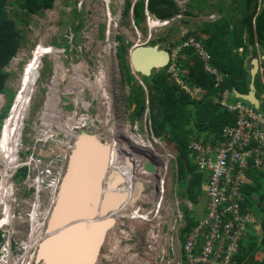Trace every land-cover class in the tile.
<instances>
[{
    "label": "rangeland",
    "instance_id": "obj_1",
    "mask_svg": "<svg viewBox=\"0 0 264 264\" xmlns=\"http://www.w3.org/2000/svg\"><path fill=\"white\" fill-rule=\"evenodd\" d=\"M126 1H128L127 15L123 16ZM134 1L136 0H53L51 6L44 9L41 14H31L27 25L19 26L24 34L23 41L2 68L7 73L4 86L13 93L20 88L19 80L23 83L13 100L8 119L5 113L2 114L6 100L0 93V150L4 149L5 155L9 150L7 148L11 145H18V143L20 145L17 149L20 150L18 161L13 158L17 155V150L13 157L12 155L2 156L3 154L0 153V184L4 177V184L0 185V208L1 206L5 208H2L3 213H0V225H5L1 226L2 230L0 228V264H28L29 260L25 252L29 250L32 252L33 248L37 249V258H41L36 244L37 241L39 243L40 239L58 229V227L55 228L60 225L56 222L58 218L53 215L58 206L74 211L68 206L67 195H63L64 188L61 185L65 187L72 179L70 165L72 161L69 162V159L75 154V152L71 154L75 138L77 139L82 131L84 134L97 135L96 137L99 135L100 141L111 151L106 168L104 167L107 171L104 191H113L111 188L113 185L109 186L114 179L109 175L110 169L118 168L121 173L125 172L127 175L135 171L134 166L137 164L133 165L128 160H122L124 157L120 155L122 147L126 146L120 131H125L129 126H136L138 130L134 128L132 133H139L144 141L142 145L149 147L145 143L149 130L147 129L146 132L144 128V119L147 116L141 115L142 117H137L135 122L128 117L133 106L127 107L126 95L131 86L140 85L137 79H129L131 82L126 80V70L120 66L121 60L124 59L128 74L130 73L126 60L128 49L136 44H155L158 48L171 50L173 44L188 37L182 38L186 31L196 28L206 19H214L217 16L214 10L225 12L229 8H236L239 4V0H198L203 6L195 16L178 14L165 23L148 20L149 23L146 25L144 14L139 22H133L131 10ZM174 1L183 7L187 0ZM261 2L264 3V0H260L257 9L263 5ZM10 8L11 6L6 4L5 9ZM231 13L233 15L235 12ZM197 32L195 33L198 34ZM118 46L122 49L123 55L120 50L117 51ZM30 49L33 50L31 55H29ZM255 50L256 54H262L258 46ZM246 59L244 64L247 62ZM44 66H46L45 73ZM135 76L139 78L138 74ZM38 79H40L39 82H37ZM254 80L256 83V77ZM223 81L224 79L217 87L218 90L226 87ZM87 83H89L88 86ZM229 91L235 95L232 88ZM25 93L27 101L24 116L27 110L28 112L26 117H23L24 122L21 125H15L14 111L18 109V104L23 100ZM257 93L258 91L256 95ZM30 95L31 98L28 101ZM49 107L47 114L45 111ZM79 115H83L82 118L79 119ZM14 134L18 135V142L16 140L12 142ZM133 137L138 141L137 137L134 135ZM162 137L165 139L164 135ZM6 138H8L7 141L3 143ZM113 142L116 146L114 152ZM151 148L154 152L158 150L155 146ZM140 158L150 159V155H141ZM23 160L25 163L20 167L23 170L15 168ZM20 171L23 172L20 173ZM102 176L104 177V174ZM110 178H112L111 182ZM136 179L138 189L133 192L132 200L139 194H146L150 190L148 186L151 185V183L145 184L143 177ZM148 179L154 181L153 177ZM170 181V178L166 180L167 183ZM259 181L264 182V177H260ZM126 183L128 184L127 181ZM171 189L164 193L162 204L170 205L172 201L174 207ZM3 193L4 196L1 197ZM69 199L75 203L71 206L75 205L76 209H80L82 205L85 206L81 204L80 199L74 201L72 197ZM110 201L108 194L103 202L105 204ZM124 204L120 201L118 206ZM102 210L106 225L93 264H143L154 256H148V254L158 249L154 243L155 238H147V235L144 237L146 243L150 241L148 247L143 246V240L138 239L137 245L143 246L142 250L135 249L132 254H129L128 248L132 246L130 243L132 239H128L129 235H127L128 232L135 233L137 229L148 231L154 225L147 228L149 224H146L145 220L140 221L142 218L128 220L124 214L129 215V211L123 212L124 210L119 208L107 207ZM248 210L255 214L257 208L248 201ZM82 211L86 212V208ZM161 220L166 227L168 218L162 217ZM38 221L39 228L33 229ZM32 229L36 231L32 232ZM153 230L156 232L155 229ZM2 234L5 235L2 236ZM10 238L11 241H9ZM4 241L7 246L3 245ZM22 251L25 258L21 256ZM263 262V260L258 262L254 258L251 264Z\"/></svg>",
    "mask_w": 264,
    "mask_h": 264
},
{
    "label": "trees",
    "instance_id": "obj_2",
    "mask_svg": "<svg viewBox=\"0 0 264 264\" xmlns=\"http://www.w3.org/2000/svg\"><path fill=\"white\" fill-rule=\"evenodd\" d=\"M52 1L0 0V93L5 96L6 100L2 114L5 113L6 106L13 95V91L4 86L7 73L2 68L23 41L24 34L19 26L27 25L31 14H41L44 9L51 6ZM238 2L236 8H229L228 11L214 10L217 13L214 19L202 21L196 28L186 31L182 38L191 36L198 41L209 56L208 65L223 75L224 85L229 89L233 88L237 92L244 93L247 90L249 79V66L247 62L244 64V60L248 54H256V46L264 54V3L261 2L263 5L257 9L260 0H239ZM6 4H9L11 8L6 10ZM202 6L203 4L198 0H187L183 7L177 5L174 0H145L144 2L136 0L131 12L135 23L140 21L141 16L143 17L144 8L158 19H169L178 14L195 16L202 10ZM127 7L128 1L123 8V16L127 15ZM193 9L196 10L193 11ZM233 11L235 13L232 15ZM196 31L198 34L195 33ZM119 50L123 55L122 49L118 46L117 51ZM194 52L190 46L182 47L175 55L174 61H177L179 77L184 83L190 88L195 86L204 91L200 98H192L188 93L179 90L178 86L170 81V77L163 73V70L153 69L148 76L139 77L143 80L148 93V118L151 130L157 136L166 133L169 140L174 142L179 152V167H181L182 158L186 157L187 135L195 132L198 136L201 131L214 133L229 117L228 113L212 100L216 93V89L212 87L213 75L203 69V61ZM123 61L124 59L121 60L120 66L126 70V80L130 81L129 79L134 78L128 74V67ZM261 62L264 68V59ZM255 77V90L264 94V87L258 81L259 76L255 75ZM126 100L127 106L134 104L133 110L128 115L130 120L140 117L144 109V90L139 84L129 88ZM261 109L264 113V100ZM126 135V139L133 137L129 131ZM19 170L23 169L19 168ZM189 172L191 173L188 181L190 197H194L201 175L192 169ZM180 173L182 178L184 173L181 170ZM253 178L257 179L259 175H254ZM263 183L257 179L253 181L255 186L245 185V198L248 199V195L257 191ZM257 195L258 198L264 196V187L261 186ZM254 241V237H249L240 242L236 264L244 263V260L249 259L254 250ZM261 245L264 249V237Z\"/></svg>",
    "mask_w": 264,
    "mask_h": 264
},
{
    "label": "built area",
    "instance_id": "obj_3",
    "mask_svg": "<svg viewBox=\"0 0 264 264\" xmlns=\"http://www.w3.org/2000/svg\"><path fill=\"white\" fill-rule=\"evenodd\" d=\"M144 15L146 22L153 17L145 8ZM189 46L202 59L204 69L213 74V86L219 87L221 74L207 64V52L192 37L170 50L169 70L174 71L177 52ZM181 87L191 95L186 86ZM216 101L228 113L227 121L214 133L202 131L190 138L187 146L189 165L206 175L202 216L184 234L179 248L170 247V259L159 254L163 264H233L240 242L251 234L254 213L241 207L242 191L253 183L254 175L264 174V115L226 87L217 91Z\"/></svg>",
    "mask_w": 264,
    "mask_h": 264
},
{
    "label": "clouds",
    "instance_id": "obj_4",
    "mask_svg": "<svg viewBox=\"0 0 264 264\" xmlns=\"http://www.w3.org/2000/svg\"><path fill=\"white\" fill-rule=\"evenodd\" d=\"M143 14H144V12H143ZM153 18L158 20L160 23L163 21H167V20L171 19L172 17L169 19H158V18L153 16ZM147 23H149V21ZM147 23H146V25H147ZM188 37H191V36H188ZM196 42L198 43V41H196ZM64 46H66V45H64ZM167 51H168V53H170V50H167ZM32 52H33V50L30 49L29 55H31ZM195 55L199 59H201L196 53H195ZM256 55L257 54H255V56ZM171 63L172 62L168 61V63L164 67L160 68V69H164L166 71V73H164V72L163 73L167 74V76L170 77L171 81H173L178 86L179 90H182V91L188 93L187 91H185L181 87V85H184L191 92V95L188 93L190 97L195 98V93H196L198 95L197 98H200L204 94V91H203V94L200 95L197 92V91L201 90L199 87H195V86H193L192 88L188 87L184 83V81L179 77V69H178L177 61L176 62L174 61L175 67H174L173 72H175V74H173V72L171 70H169V66ZM259 63L262 66L261 59L259 60ZM259 63H258V67H259ZM207 64H208V61H207ZM203 65H204V63H203ZM23 66H24V64H23ZM43 69H44V73H45L46 66H44ZM203 69H204V67H203ZM129 74H132V77L139 81L141 88L144 90V109H143V112L141 115L147 116V118L144 119L145 120V123H144L145 127L144 128L146 129V132H147V129L148 130L150 129L149 134H151V135L148 134V136L146 138L147 139L146 144H148L150 146L146 147L145 145L139 144V142L137 140H135L134 137H130V138H127V140H125L122 131H121V135H122L121 137L125 141V143L127 144L126 150H128L127 154H128L130 161L132 162V164L138 165V163H139V169H140V166H141V168H143V163L148 161L153 165V172L146 171L143 168L146 172L141 173L140 170L137 169L136 172L133 173V176H131L130 183L127 186H124V184H126L127 178L122 175L121 171L118 168H115V170L110 169L112 174L110 173L109 175H111V176L117 175V178L114 177V179L112 181V184H115L116 187H119L115 191L117 193H125V199H124L125 204L122 206H118L117 208H119L120 210H124L123 212L129 211L130 217H127L128 220L136 219V218H142L140 221L145 220L146 224H149V226L147 228H151L154 225V227L151 228L152 231H151V229H148V231H144L145 229L144 230L143 229H137V231L135 233H131V232L127 233V235H129L128 239H132V242H130L132 244V246H130L131 251H133L137 248L142 250L143 246L148 247L150 245V241L148 240L146 243V240L144 239V237L147 235V238L148 237L150 239L155 238L154 243L156 244V246L158 248L156 250V252L148 254V256L154 255L153 257L158 258L159 254L162 253L164 255H168L167 259H170V253H171L170 251H172L170 249V247L173 246V247L179 248L178 247L179 243L182 241L184 234L189 230L190 226L193 225L196 222V220H198L202 216V214L200 216H196L195 207H196V204L200 202V199L202 201V197L204 196L203 187H204V181H205L206 175H205L204 171L194 170L193 167L191 165H189V163H188V148H187L190 138H193V137L197 138L200 135V132H199L198 136L195 132H193L194 134L190 133L187 135L186 157L182 158L181 167H179L180 166L178 164L179 152L177 151L174 142L169 140L166 133H162L161 135L157 136V135L153 134V132L151 130V125H150V121L148 118V113H149L148 93H147V89H146L144 83L142 82V80L140 78H137L135 76V74H138V73H134V72L130 71ZM209 74H211V73H209ZM43 76H44V74L42 75V77ZM221 76L223 77L222 74H221ZM139 77H140V75H139ZM213 78H214V76H213ZM175 79H178L180 81V83H178ZM39 80L40 79H38L37 82H39ZM212 81H213V79H212ZM21 84H22V81L19 80L18 87ZM212 87L216 89V93L212 97V100L214 101L215 104L218 105V103L216 101L218 89L213 86V83H212ZM194 88H197L198 90L195 91ZM227 89L230 90L229 88H227ZM18 90L16 92H18ZM232 90H233V88H232ZM16 92L13 93L12 97L14 96V94H16ZM239 93H241V92H239ZM12 97L9 101L7 108H6L5 117H6L8 108L11 104ZM30 98H31V95L29 96V101H30ZM131 105L134 107V104H131ZM127 107H130V105ZM220 108H222V107H220ZM128 115H129V113H128ZM79 116H80L79 117V119H80V118H82L83 115H79ZM142 116H140V117H142ZM135 120L136 119H134V122H135ZM131 121H133V120H131ZM21 123H22V120H21ZM133 125H134V123H133ZM130 127L131 126H129L128 131L131 133V135H134L135 137H139V139L142 140V136L139 133H132V132H134V128L137 130H138V128H136V126H133L130 129ZM0 129H1V126H0ZM150 131H151V133H150ZM163 135L165 136V139L162 137ZM156 139H160V140L166 142L167 145L170 146V149L172 151V158L170 157V155L165 158V156L161 153L162 147H161L159 141H156ZM75 140H76V138H75ZM100 140H101V138L98 135L97 141H100ZM101 143H103V142H101ZM151 146H155L158 150L156 152H154L153 148H151ZM73 148H74V143H73L72 149ZM146 149H149V150H146ZM134 153L139 154L140 156L141 155H145V156L150 155V159L142 160L140 158V156L137 157L134 155ZM24 163H25L24 160L21 161L20 164L17 165L15 168H20L21 166L24 165ZM173 163H175V165H173ZM190 169H192V171H195L201 175V180H200V183L198 184V188L196 190V193L194 194V197H190L191 191L189 189V183H188V181L191 177V173L189 172ZM180 170L183 171V173H184V176L182 178H181L182 175L180 173ZM262 175H264V174H262ZM137 177H143L145 184L151 183V185L148 186V187H150V190L148 192H146V194H139L138 196H136V198L134 200H132L133 192L134 191L136 192L138 189V186H137L138 180L136 179ZM149 177H153L154 181H149V179H148ZM102 178H103V176H102ZM168 178H170L171 181L167 183L166 180ZM111 180H112V178L109 179L110 182H111ZM101 181H103V180H101ZM170 188H172L171 190H173L172 199L174 197V202H175L174 207H173L172 201H171L170 205L162 204L163 198H164V193L167 192ZM242 193H244V190L242 191ZM245 199L246 198H245V193H244L243 200L241 202V207L248 209V199H246V200ZM129 201H131V202H129ZM139 203H141V205ZM97 205H96V207H97ZM2 208L4 209V206H1L0 213H3ZM161 211H162V213H161ZM96 215H97V213H96ZM162 217L168 218L167 223H166V227L163 226V222L161 220ZM193 217H196V220L193 221L192 220ZM189 221H192V223H189ZM181 223H183V225ZM1 226L3 227L5 225H0V228L2 230ZM153 229H155L156 232H154ZM2 232H4V231H2ZM3 235H5V234H2V236ZM165 235H166V240H165ZM159 238L161 240V245H160ZM138 239L143 240V242H144L143 246L137 245ZM169 239H170V244H169ZM9 241H11V238L9 239ZM37 244H38V241H37ZM37 244H36V247L38 248ZM3 245H6L5 241H4ZM19 246L22 247L21 244H19ZM8 248L10 249V247H8ZM25 253H27V255L29 256V258L31 259V262L33 264H45V263H43L41 258H37V249L33 248L32 252H31V250H29ZM23 254H24V251L21 252L22 257H24ZM33 254H34V257H33ZM236 255L234 256V262L232 261L233 264L236 261ZM26 258L29 260L28 257H26ZM40 260H41V262H40ZM160 262L162 264L165 263V261H163V260H161Z\"/></svg>",
    "mask_w": 264,
    "mask_h": 264
},
{
    "label": "water",
    "instance_id": "obj_5",
    "mask_svg": "<svg viewBox=\"0 0 264 264\" xmlns=\"http://www.w3.org/2000/svg\"><path fill=\"white\" fill-rule=\"evenodd\" d=\"M262 57H264V54L261 56L249 55L247 57V63L249 66L248 67L249 81L247 85V91L245 93H239L235 89L232 90L236 96L244 100H247L249 103H251L254 106H257V98L254 95L253 79L258 69L259 60ZM126 60L132 72L138 73L140 76H148L151 70L160 69L168 63L169 53L166 49L158 48V46L155 44H151V45L136 44L128 49L126 53ZM22 86H23V83L20 85L19 90H21ZM16 95H17V92L12 97L11 104L6 114L7 119L9 117V111L11 110L13 106V100L15 99ZM28 101H29V98H28ZM84 138L88 140L87 145H90L89 143L93 144L91 142L89 135L81 133L78 136V138L75 140L74 148L72 149L71 154H73L76 151L77 145L81 146L80 144L81 140ZM78 150H80L79 147H78ZM73 155L76 161L75 163L76 166L78 167V169L81 168L80 171H83L84 168L90 169V167L95 166V164L92 165V162L90 160H87L88 155L84 153L83 149L80 152V155L78 154H73ZM70 160H71V156H70L69 162ZM106 161H107V158H106ZM106 161L104 163L105 166H106ZM105 168H104V171H105ZM143 168L146 171L153 172V165L148 161L143 163ZM89 173H93V172L90 171ZM102 174H103L102 172H99V176ZM113 177L117 178V175H114ZM104 182H105L104 180L100 181V185L98 186L100 187V190H99V196L97 199V202H98L97 207L96 206L95 208L92 207L96 203L95 201H93L91 205H86V213L83 215V217L88 218V220L86 221L80 220V217L76 218L77 220L69 221L65 226L61 225V227L56 229V231H53L52 233L40 239L41 241H39L37 246L39 248L38 253H40L43 263L45 264H71V259L69 255L74 253L73 247H75L78 242L71 241L70 237L73 239L75 236V238L77 239L78 235H75V234L67 235L66 234L67 229L76 231L77 233L81 231L82 233L80 234L84 235L85 245L84 246L79 245L82 251V254H83L82 264H93L94 263L96 251H97L99 241L101 238L100 236L104 233L103 231L105 229V222L103 221L104 213L102 209H105L107 207L117 208L115 207V204L104 206V208H102V205L105 202L106 196L109 194V191H112V190H109V191L103 190ZM110 185H113L111 187L112 189H114L113 193L118 195L119 199H121V201L124 202L125 193H117L115 190L118 189L119 187H116L115 184H112V183H110L109 186ZM102 200L104 202H102ZM51 216H53L52 213H51ZM63 220H64L63 222H66L65 219ZM57 222H60V220L58 219ZM54 224L57 225L56 223Z\"/></svg>",
    "mask_w": 264,
    "mask_h": 264
},
{
    "label": "bare ground",
    "instance_id": "obj_6",
    "mask_svg": "<svg viewBox=\"0 0 264 264\" xmlns=\"http://www.w3.org/2000/svg\"><path fill=\"white\" fill-rule=\"evenodd\" d=\"M151 20H153V19H151ZM155 21V20H154ZM159 22V21H158ZM166 21H163V22H161V23H165ZM147 25H148V23H147ZM25 95H26V93L23 95V97H22V101L18 104V109L17 110H15L14 111V113H15V118H16V120H14L15 121V125H21L24 121L23 120H25V118L23 119V117H26V115L24 116V112H25V109L24 108H26V99H25ZM28 98V97H27ZM23 111V112H22ZM27 112H28V110L26 111V114H27ZM49 119V118H48ZM21 120L23 121L22 123H21ZM50 120V119H49ZM17 122V123H16ZM20 129H21V126H20ZM82 133H84L83 131H82ZM22 134V133H21ZM21 134H20V136H21ZM81 134V133H80ZM79 134V135H80ZM85 134H87V133H85ZM78 135V136H79ZM87 135H89L90 136V139H91V142L93 143V144H91V143H89L90 145H87V143H88V140H86L85 138L84 139H82L81 140V146H78L77 145V149H76V151H75V154H78V155H80V152L82 151V149L84 150V153H86L87 155H88V159L87 160H90L91 162H92V165L93 164H95V166H92V167H90V169H86V168H84L83 169V171H80L81 170V168H79L78 169V167L76 166V161H75V159H74V155H72L71 156V160L70 161H72V162H70V165L72 166L71 167V177H72V179L70 180V182L69 183H67L66 185H65V187L63 186V185H61V187L62 188H64L63 189V195L64 194H66L67 195V197H66V200H67V204H68V206H70V207H72L73 209H74V211L72 212L70 209H67V208H64V207H62V206H58V208H57V210H56V212H55V214H53V215H56V217L60 220V222H57V223H59L60 225H58V226H56L55 228H59V227H61V225H66L71 219L73 220H77L76 218H79L80 217V220H88V218H85V217H83V215L86 213V212H84V211H82L84 208H86V205L87 204H90V203H92L93 201H95L96 203H97V199H98V194H99V190H100V187H98L99 185H100V181L101 180H104L105 182L103 183V190H105V188H106V183H107V180H106V178H105V176H106V174L105 173H107V171L105 170L104 171V166H105V161H106V158H107V161H108V158H109V155L111 154L110 152V150H109V148L107 147L106 148V146H105V144L104 143H101L100 141H97L98 140V137H96L97 135H94V134H87ZM123 135H124V132H123ZM5 136V135H4ZM43 136V135H42ZM125 136V135H124ZM12 138H13V140H12V142L13 141H17L18 142V135L17 134H14V135H12ZM78 138V137H77ZM7 139L8 138H6V139H4L3 140V143H5V141H7ZM138 139V138H137ZM156 141H159V143H160V145H161V147H163L166 143L164 142V141H162V140H160V139H156ZM11 142V143H12ZM10 144V143H9ZM127 145V144H126ZM93 146V147H92ZM78 147H79V149L80 150H78ZM18 148H20V145H19V143H18V145L16 144V145H11V147H9V148H7V149H9L6 153H5V155H4V149L3 150H0V153H1V155L2 156H7L8 157V155H12V157H13V155L14 154H16V150L18 149ZM6 149V150H7ZM127 149V147L125 146V147H122V150H121V153H120V155L122 156V157H124L122 160H128V161H130V159H129V157H128V150H126ZM19 151L20 150H17V155H14L15 157H13L14 158V160H15V158L17 159V158H19ZM167 154V153H166ZM134 155H135V153H134ZM17 156V157H16ZM10 161V160H9ZM17 161H18V159H17ZM107 161H106V165H107ZM90 162V163H91ZM131 162V161H130ZM14 163V162H13ZM17 163V162H16ZM100 169V170H99ZM2 171V170H1ZM13 171V170H12ZM90 171H92L93 173H89ZM97 171V172H96ZM99 172H102V173H104V177L103 178H101V175L99 176ZM96 173V174H95ZM109 173H111V172H109ZM108 173V174H109ZM123 175H125V177L127 178V182H128V175L124 172V173H122ZM4 178V177H3ZM2 178V184H0L1 186L4 184V182H3V179ZM36 183H38V182H36ZM130 183V182H129ZM128 183V184H129ZM127 183L126 184H124V186H127L128 185ZM60 186V185H59ZM5 187V186H4ZM98 188V189H97ZM1 190H3L2 188H1ZM114 190V189H113ZM58 191V190H57ZM2 192V191H1ZM70 192V194H68ZM58 193V192H57ZM4 196V193L1 195V197H3ZM6 196V195H5ZM68 196H69V198L70 197H72V199H73V201L75 200V199H80L81 200V204H84L85 206H83L82 205V207L80 208V209H76L75 208V205H72L71 206V204H75L74 202H72L69 198H68ZM109 197H110V202H108V203H106V205L105 206H108L109 204H115V207H118V205L120 204V201H121V199H119L118 197H117V195L116 194H114L113 193V191L112 192H109ZM122 197V196H121ZM109 199V198H108ZM117 199H118V201H117ZM58 200V199H57ZM56 200V201H57ZM55 201V202H56ZM52 202V201H51ZM77 202H79L78 200H77ZM94 202V203H95ZM103 202V201H102ZM95 203V204H96ZM94 204V205H95ZM91 205V204H90ZM51 206V205H50ZM93 207V206H92ZM127 207V206H126ZM104 208V207H103ZM5 209V208H4ZM93 209V208H92ZM92 209H91V211H92ZM5 213H7L6 211H5ZM57 213H58V215H57ZM8 214V213H7ZM9 215V214H8ZM124 215H126V214H124ZM10 217H11V215H9ZM129 216V215H128ZM31 217V216H30ZM52 217V216H51ZM57 219V220H58ZM63 219H65L66 220V222H63L64 220ZM51 220V219H50ZM73 220V221H74ZM48 221V220H47ZM50 222V221H49ZM37 225V227L39 228V221H38V223L36 224ZM106 225V224H105ZM117 227V226H116ZM115 227V228H116ZM34 230L32 229V232H33ZM80 233H82L81 231L79 232V233H77L76 231H73V230H70V229H67V232H66V234L67 235H73V234H75V235H78V238L76 239L75 238V236H74V238L72 239L71 237H70V240L71 241H77L78 243L76 244V246L75 247H73V250H74V253H72V254H70L69 256H70V259H71V264H82L83 263V254H82V251H81V249H80V247H79V245H82V246H84L85 245V240H84V235H82V234H80ZM115 235V234H114ZM113 235V236H114ZM103 236V235H102ZM101 237V236H100ZM99 237V238H100ZM118 239V238H117ZM125 240V239H124ZM117 242V241H116ZM114 247V246H113ZM29 248V247H28ZM111 249H114V248H111ZM127 249V248H126ZM123 250V249H122ZM110 251H112V250H110ZM97 252V251H96ZM113 252V251H112ZM5 258V257H4ZM3 258V259H4ZM6 260V259H5ZM9 260H10V258H9ZM6 262V261H5ZM10 262V261H9Z\"/></svg>",
    "mask_w": 264,
    "mask_h": 264
},
{
    "label": "crops",
    "instance_id": "obj_7",
    "mask_svg": "<svg viewBox=\"0 0 264 264\" xmlns=\"http://www.w3.org/2000/svg\"><path fill=\"white\" fill-rule=\"evenodd\" d=\"M249 55H251V54H248L247 57ZM261 55H263V54H261ZM261 55L257 54V56H261ZM163 72L166 73L165 70ZM130 75L132 76V74H130ZM255 75L259 76L258 81L264 87V68L260 65V63H259V67H258ZM248 81H249V79H248ZM129 82H131V81H129ZM253 86H254V95L257 98V108L263 113V111L261 109V105H262V102L264 100V94L258 92L256 95L257 91L255 90L254 80H253ZM197 97H198V95L195 93V98H197ZM263 115H264V113H263ZM144 127H145V124H144ZM119 130H122V129H119ZM145 131H146V129H145ZM142 132H143V130H142ZM142 132H140V133H142ZM260 177H264V176L260 175L259 178ZM259 178H257V179H259ZM257 179H254V181ZM252 185H254V184L252 183ZM261 186L264 187V183ZM261 186H260V188H261ZM260 188L257 191L252 192L250 195H248V197H249L248 201H250L252 204H254V206L257 208V211L254 214L255 221L252 225L251 234L249 236V237H254V239H255V241L253 243L254 250L252 251L253 252L252 255L249 256V259L246 261L244 260V264L253 263L254 258H256L258 260V262L260 260L264 261V249L262 248V245H261L262 239L264 237V235H263L264 234V196L261 198H258L257 192L260 190ZM202 203H203V201H201V199H200V202L196 204V207H195L196 216H200L203 212ZM192 220L193 221L196 220V217H193ZM245 247H246V245H245ZM251 257H253V258H251ZM254 264H256V263H254ZM262 264H264V262Z\"/></svg>",
    "mask_w": 264,
    "mask_h": 264
},
{
    "label": "flooded vegetation",
    "instance_id": "obj_8",
    "mask_svg": "<svg viewBox=\"0 0 264 264\" xmlns=\"http://www.w3.org/2000/svg\"><path fill=\"white\" fill-rule=\"evenodd\" d=\"M88 84L89 83H87V86H88ZM49 109H50V107L45 111V113H47L48 114V112H49ZM27 115V114H26ZM45 116V115H44ZM42 120H43V117H42ZM46 123H47V121L44 123L45 125H46ZM124 130H122V132H123ZM126 132H128V129H126L125 131H124V139L125 140H127L126 139V137H127V135H126ZM138 138V142L139 143H141V145L143 144L142 142H144V141H142V140H140L139 139V137H137ZM114 143L115 142H113V152H114V147H116L115 145H114ZM145 143H147L146 141H145ZM166 143V142H165ZM150 146V145H149ZM147 150H149V149H147ZM161 153L165 156V158L167 157V156H169L170 155V157L172 158V151H171V149H170V146L169 145H167V143L162 147V149H161ZM167 153V154H166ZM135 156H137V157H139L140 155L139 154H136L135 153ZM145 156V155H144ZM132 163V162H131ZM134 168H135V171L134 172H131L130 174H128V176H129V178H128V183L130 182V178H131V176H133V173H135L136 172V170L138 169V170H140V172L141 173H144V172H146L143 168H141V166H140V169H139V163H138V165L137 166H134ZM106 205V203L105 204H103L102 206L104 207ZM128 214H126L125 216L126 217H130V214H129V216H127ZM49 223V222H48ZM37 225L35 224L34 226H33V229H36L37 230ZM36 230H34V231H36ZM129 249V254H132V252L133 251H131V248L129 247L128 248ZM137 249H139V248H137ZM26 257H28L29 258V256L26 254L25 255ZM148 257V256H147ZM28 264H31V259L29 258V262H28ZM33 264V263H32ZM143 264H162L160 261H159V259L158 258H156V257H152V258H150V260L149 261H147V262H144Z\"/></svg>",
    "mask_w": 264,
    "mask_h": 264
}]
</instances>
